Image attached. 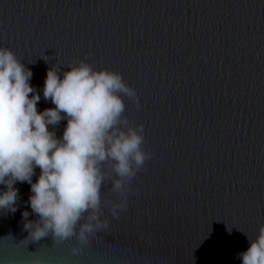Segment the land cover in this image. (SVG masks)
Segmentation results:
<instances>
[{
    "label": "water",
    "instance_id": "obj_1",
    "mask_svg": "<svg viewBox=\"0 0 264 264\" xmlns=\"http://www.w3.org/2000/svg\"><path fill=\"white\" fill-rule=\"evenodd\" d=\"M0 48L32 71L38 110L54 107L41 92L49 68L119 73L135 92L122 115L150 154L122 193L104 165L107 227L84 245L34 241L30 185L17 182V211L0 210V264H241L264 225V0H0Z\"/></svg>",
    "mask_w": 264,
    "mask_h": 264
},
{
    "label": "clouds",
    "instance_id": "obj_2",
    "mask_svg": "<svg viewBox=\"0 0 264 264\" xmlns=\"http://www.w3.org/2000/svg\"><path fill=\"white\" fill-rule=\"evenodd\" d=\"M31 78L30 68L0 48V210L17 211L14 185L26 182L27 204L38 217L29 220V211L22 212L29 236L34 241L50 234L60 241L75 236L84 245L89 234L107 227L98 215L104 165H111L113 190L122 193L150 158L141 147L143 126H131L122 115V96L135 92L119 73L81 62L62 73L47 70L41 92L54 107L38 110L41 93ZM61 121L66 123L58 136ZM126 207V200L113 204L112 216ZM82 217L86 222L77 232ZM247 239V249L237 253L241 264H264V225L255 239Z\"/></svg>",
    "mask_w": 264,
    "mask_h": 264
}]
</instances>
